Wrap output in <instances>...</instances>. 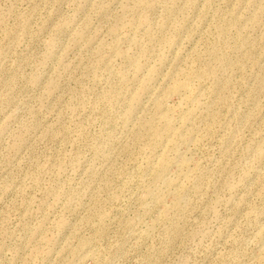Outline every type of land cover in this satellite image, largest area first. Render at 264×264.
<instances>
[{
	"label": "rangeland",
	"instance_id": "374dc122",
	"mask_svg": "<svg viewBox=\"0 0 264 264\" xmlns=\"http://www.w3.org/2000/svg\"><path fill=\"white\" fill-rule=\"evenodd\" d=\"M0 264H264V0H0Z\"/></svg>",
	"mask_w": 264,
	"mask_h": 264
},
{
	"label": "bare ground",
	"instance_id": "6f19581e",
	"mask_svg": "<svg viewBox=\"0 0 264 264\" xmlns=\"http://www.w3.org/2000/svg\"><path fill=\"white\" fill-rule=\"evenodd\" d=\"M183 195H184V193H183ZM182 198H183V196H182ZM176 200V199H175ZM179 203H180V199H178L177 201H174L173 202V206L174 207H179ZM171 204V203H170Z\"/></svg>",
	"mask_w": 264,
	"mask_h": 264
}]
</instances>
